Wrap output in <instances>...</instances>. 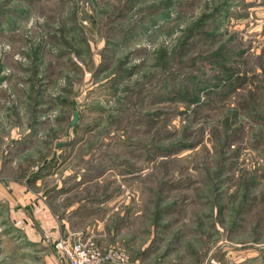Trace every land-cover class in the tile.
I'll list each match as a JSON object with an SVG mask.
<instances>
[{
  "label": "rangeland",
  "instance_id": "1",
  "mask_svg": "<svg viewBox=\"0 0 264 264\" xmlns=\"http://www.w3.org/2000/svg\"><path fill=\"white\" fill-rule=\"evenodd\" d=\"M0 161L44 176L0 264H264V0H0Z\"/></svg>",
  "mask_w": 264,
  "mask_h": 264
},
{
  "label": "crops",
  "instance_id": "2",
  "mask_svg": "<svg viewBox=\"0 0 264 264\" xmlns=\"http://www.w3.org/2000/svg\"><path fill=\"white\" fill-rule=\"evenodd\" d=\"M9 168H15L17 162H11L10 160L6 163ZM6 164H3L0 161V210L7 208L14 215V225L19 229L20 233L24 234V241L26 242H34L30 237L31 231H29L25 222H32L35 220V225L43 227L44 223V190L42 188L44 176L36 177L34 183L32 181L29 182V178H24L23 180H17L16 173L11 175H2ZM12 171V170H9ZM41 187L40 193L34 192L33 186ZM38 191V189H37ZM59 202V200H58ZM40 206L39 214L34 211V207ZM79 210V207L71 208L69 212H75ZM18 218V220H17ZM54 221L53 215L48 217V222ZM67 220V219H66ZM63 221L66 224L65 226L69 228V224ZM68 221V220H67ZM30 222V223H31ZM19 223V227L17 225ZM44 229V227L42 228ZM27 235V236H26Z\"/></svg>",
  "mask_w": 264,
  "mask_h": 264
},
{
  "label": "built area",
  "instance_id": "3",
  "mask_svg": "<svg viewBox=\"0 0 264 264\" xmlns=\"http://www.w3.org/2000/svg\"><path fill=\"white\" fill-rule=\"evenodd\" d=\"M69 237L57 246L67 264H126L127 255L116 248L101 249L95 243H87L82 238Z\"/></svg>",
  "mask_w": 264,
  "mask_h": 264
},
{
  "label": "water",
  "instance_id": "4",
  "mask_svg": "<svg viewBox=\"0 0 264 264\" xmlns=\"http://www.w3.org/2000/svg\"><path fill=\"white\" fill-rule=\"evenodd\" d=\"M78 113H77V110H76V106L74 105V120L72 122V126H75L78 122Z\"/></svg>",
  "mask_w": 264,
  "mask_h": 264
}]
</instances>
